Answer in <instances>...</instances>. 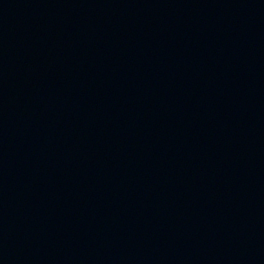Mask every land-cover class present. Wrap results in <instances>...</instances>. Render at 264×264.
<instances>
[{
    "label": "water",
    "instance_id": "95a60500",
    "mask_svg": "<svg viewBox=\"0 0 264 264\" xmlns=\"http://www.w3.org/2000/svg\"><path fill=\"white\" fill-rule=\"evenodd\" d=\"M0 264H264V0H0Z\"/></svg>",
    "mask_w": 264,
    "mask_h": 264
}]
</instances>
